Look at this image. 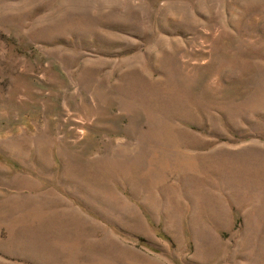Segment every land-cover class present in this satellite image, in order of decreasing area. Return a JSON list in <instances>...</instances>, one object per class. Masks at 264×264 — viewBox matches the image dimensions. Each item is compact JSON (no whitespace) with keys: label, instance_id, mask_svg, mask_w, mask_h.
Segmentation results:
<instances>
[{"label":"rangeland","instance_id":"rangeland-1","mask_svg":"<svg viewBox=\"0 0 264 264\" xmlns=\"http://www.w3.org/2000/svg\"><path fill=\"white\" fill-rule=\"evenodd\" d=\"M0 264H264V0H0Z\"/></svg>","mask_w":264,"mask_h":264}]
</instances>
